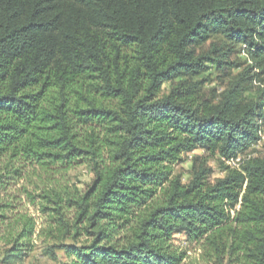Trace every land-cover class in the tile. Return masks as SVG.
<instances>
[{"label": "trees", "instance_id": "16d2710c", "mask_svg": "<svg viewBox=\"0 0 264 264\" xmlns=\"http://www.w3.org/2000/svg\"><path fill=\"white\" fill-rule=\"evenodd\" d=\"M237 47L251 64L232 75ZM209 62L215 99L195 80ZM263 75L264 0H0V262L37 237L59 264H182L183 233L206 260L264 264ZM196 149L224 175L196 157L182 183ZM27 175L35 192L12 190Z\"/></svg>", "mask_w": 264, "mask_h": 264}, {"label": "rangeland", "instance_id": "374dc122", "mask_svg": "<svg viewBox=\"0 0 264 264\" xmlns=\"http://www.w3.org/2000/svg\"><path fill=\"white\" fill-rule=\"evenodd\" d=\"M239 50V51H238ZM229 61H233L239 65L234 67L231 70L232 75H236L243 70V68L250 66L251 61L248 59L246 53L238 47L236 51H234L230 57L228 58ZM209 69H207L203 74L196 76L195 80H203L201 84L203 88V92L206 96L211 97L213 99L219 95L224 88L228 84V79L223 75L222 71H218L214 68V66L209 62ZM263 80L255 81L254 85L256 87L264 88V75ZM172 86V83H165L163 87V92L167 93ZM255 87V88H256ZM256 89L253 90L255 92ZM253 94V93H252ZM250 154H264V132L262 140L258 143L254 144L250 151ZM208 154L201 150L196 149L194 151L188 152L182 157V161L179 162L174 169L175 175H177L182 183H188L192 178V173L195 168L200 165L201 160H195L196 157H206L207 165L212 169V173L210 176V181L213 182L216 178L222 177L224 175L223 170L220 167L219 160L220 156L213 155L209 158L207 157ZM230 166H234L233 163L229 164ZM194 168V169H193ZM71 181L75 183L79 189L85 188L88 185L93 177V172L88 164H81L78 165L68 172ZM34 181L33 175L29 177V175L25 176L24 179H21L19 183H16L12 190H21L22 188H27L29 191H34L35 185H31L30 183ZM17 192V191H16ZM17 194H20L17 192ZM22 199L25 203V209L29 212L34 214L38 218V223L44 221L43 215L38 210L37 200L36 204H32L30 199L26 197L25 194H21ZM174 244L179 248L186 251L187 257L182 261V264H225L226 260L223 263L218 262L217 260H206V256L203 255L201 248L194 242H189L186 240L185 235L183 233H179L175 235ZM46 243L41 238H37L35 240V249L30 254V256L26 259L24 264H59L61 261H66L65 256L63 255L62 250L57 249L56 253L58 254L59 258H55L46 253ZM0 259H1V250H0ZM0 264H2L0 262Z\"/></svg>", "mask_w": 264, "mask_h": 264}, {"label": "built area", "instance_id": "2783aa9c", "mask_svg": "<svg viewBox=\"0 0 264 264\" xmlns=\"http://www.w3.org/2000/svg\"><path fill=\"white\" fill-rule=\"evenodd\" d=\"M239 160V158H237L236 160H230V161H227V163L228 164H231V163H233L234 164V166L236 165L237 166V161Z\"/></svg>", "mask_w": 264, "mask_h": 264}]
</instances>
